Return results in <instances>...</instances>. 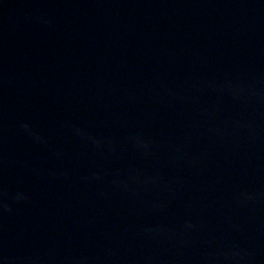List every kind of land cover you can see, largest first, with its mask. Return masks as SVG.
I'll list each match as a JSON object with an SVG mask.
<instances>
[{
  "label": "water",
  "instance_id": "water-1",
  "mask_svg": "<svg viewBox=\"0 0 264 264\" xmlns=\"http://www.w3.org/2000/svg\"><path fill=\"white\" fill-rule=\"evenodd\" d=\"M0 264H264V0H0Z\"/></svg>",
  "mask_w": 264,
  "mask_h": 264
},
{
  "label": "clouds",
  "instance_id": "clouds-1",
  "mask_svg": "<svg viewBox=\"0 0 264 264\" xmlns=\"http://www.w3.org/2000/svg\"><path fill=\"white\" fill-rule=\"evenodd\" d=\"M4 211H11V208L7 204L0 205Z\"/></svg>",
  "mask_w": 264,
  "mask_h": 264
}]
</instances>
